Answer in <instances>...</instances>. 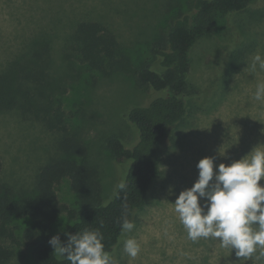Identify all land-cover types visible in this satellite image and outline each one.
<instances>
[{"label":"rangeland","instance_id":"rangeland-1","mask_svg":"<svg viewBox=\"0 0 264 264\" xmlns=\"http://www.w3.org/2000/svg\"><path fill=\"white\" fill-rule=\"evenodd\" d=\"M258 9L240 14L215 12L216 32L198 40L190 54V94L187 115L171 128L163 142V155L156 182L143 207L137 211L134 228L123 234L113 254L118 264H231L235 253L222 248L215 238L193 242L174 210L179 193L198 179V161L211 157L216 165L239 160L254 147L264 145V101L254 99L264 71H252L256 53L264 56V0ZM194 0H0V72L27 61L34 48L47 42L51 78L57 87L70 135L86 148L82 157H71L91 168L99 179L103 202L109 201L124 180L127 166L117 164L105 147L118 137L130 147L136 131L124 119L131 107L149 98L145 89L127 75L105 78L78 64L70 69L65 50L75 27L93 21L108 28L135 65L153 62L155 42H164L173 21L191 14ZM156 67V66H153ZM61 135L49 132L19 111H0V183L16 194L35 192L40 169L68 157L60 147ZM264 186V179L258 182ZM55 191L60 205L76 212V195L68 180ZM204 203L203 199L199 201ZM105 204V203H104ZM76 222L63 212L49 234L62 233ZM14 241L2 243L12 256L6 264H37L33 239L26 236L30 219L13 224ZM39 233H41L38 230ZM135 238L140 245L136 258L123 250V241ZM235 251V250H233ZM250 263V259L245 260ZM254 264V263H253Z\"/></svg>","mask_w":264,"mask_h":264},{"label":"trees","instance_id":"trees-1","mask_svg":"<svg viewBox=\"0 0 264 264\" xmlns=\"http://www.w3.org/2000/svg\"><path fill=\"white\" fill-rule=\"evenodd\" d=\"M260 3L263 1L194 0L192 12L196 17L184 14L175 19L165 41L153 43L150 50L153 62L139 65L133 63L105 26L93 21L76 25L65 50L70 69L78 64L105 78L118 74L131 76L136 85L149 94L143 105L131 107L123 116L135 129L136 142L128 147L118 137H110L105 143L113 160L127 166L121 183L124 187H119L107 202L102 200L101 184L95 172L71 159L84 156L86 148L70 135L61 102L56 97L57 87L49 73V44H39L27 61L14 63L0 72V111H19L23 118L32 119L49 132L59 133V147L68 156L40 169L35 192L30 195L16 194L0 183V264H6L12 256L2 242L14 241L13 224L25 218L35 227V230L28 229L26 236L33 239L41 235L33 243L35 262L68 264L49 244L53 237L49 234L51 226L63 212L76 222L55 235L62 242L66 241V234H75L84 228L98 229L104 237L105 250L114 252L123 236L120 226L123 218L134 222L135 214L143 207L156 182L163 142L169 130L186 118V98L191 95L188 76L192 49L203 36L216 32L215 12L240 14L262 7ZM1 170L0 159V173ZM65 179L77 197L79 209L76 212L58 202L55 187ZM258 256L257 253L250 258L249 264H264V257ZM236 260L232 259L231 264H245L243 258L236 256Z\"/></svg>","mask_w":264,"mask_h":264},{"label":"clouds","instance_id":"clouds-1","mask_svg":"<svg viewBox=\"0 0 264 264\" xmlns=\"http://www.w3.org/2000/svg\"><path fill=\"white\" fill-rule=\"evenodd\" d=\"M250 68L264 71V56L256 53ZM254 99L264 101V82L256 85ZM196 167L198 179L173 203L188 239L196 242L215 238L222 248L235 250V255L245 260L257 253L258 258L264 257V186L258 183L264 179V145L254 147L227 166L216 165L215 173L211 157L200 159ZM120 226L123 235L135 225L125 217ZM66 235V241L53 236L49 244L68 264H118L114 254L105 250L104 237L98 229L84 228ZM123 250L134 259L140 245L130 237L123 241Z\"/></svg>","mask_w":264,"mask_h":264}]
</instances>
